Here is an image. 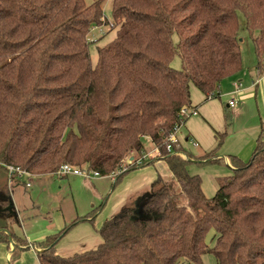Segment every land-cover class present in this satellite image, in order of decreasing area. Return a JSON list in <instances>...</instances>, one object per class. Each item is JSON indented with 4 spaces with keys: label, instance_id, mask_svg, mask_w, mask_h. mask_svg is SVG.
Here are the masks:
<instances>
[{
    "label": "trees",
    "instance_id": "16d2710c",
    "mask_svg": "<svg viewBox=\"0 0 264 264\" xmlns=\"http://www.w3.org/2000/svg\"><path fill=\"white\" fill-rule=\"evenodd\" d=\"M112 5L117 35L98 48L93 65L89 34L110 23L103 0H0V243L11 249L7 229L15 242L10 261L29 243L15 232L7 165L46 175L67 163L109 175L143 157L115 178L116 187L154 163L144 157L150 139L173 178L159 175L106 219L94 249L58 254L69 226L33 242L42 249L40 264H203L207 253L218 264H264L263 132L250 160L230 156L234 173L209 198L201 176L190 172L193 154L181 146L187 157L167 151L170 134L189 118L181 109H196L192 86L214 98L221 82L242 70L240 14L264 73V0ZM176 56L179 69L171 65ZM196 157L223 160L216 150Z\"/></svg>",
    "mask_w": 264,
    "mask_h": 264
},
{
    "label": "rangeland",
    "instance_id": "374dc122",
    "mask_svg": "<svg viewBox=\"0 0 264 264\" xmlns=\"http://www.w3.org/2000/svg\"><path fill=\"white\" fill-rule=\"evenodd\" d=\"M93 1L86 0L88 4ZM112 4L113 0H103L104 15L109 21L114 22ZM240 22L242 24L240 31L243 59L242 72L244 73L245 71L257 69L258 64L253 39L244 27L245 18L243 14H240ZM117 28L107 30L102 35L97 29L90 32V38H97L96 41H91L90 45V57L93 65H96L98 61V48L106 45L116 37ZM174 38L175 42L179 39L178 35H175ZM171 65L176 69L181 68V58L176 56ZM239 77L243 78V76ZM235 82L237 81L229 77L225 78L223 83L221 82V93L226 91V88H229L230 92L228 94L222 93L220 97L219 87V96L210 98L207 101H205L206 95L196 86H192L193 102L196 103L200 100L201 103L199 104L206 105L207 114L209 115V118L204 117L198 108L200 114L189 117L178 135L183 139L187 134H190L199 142L200 146L198 147L193 146L191 142L184 143L185 150L193 154L192 158L194 160L199 159L196 156L211 150H216V156L230 157L231 155H238L244 162L250 160L252 153L243 156L235 152L243 151L245 153L248 150L247 146L251 141V137L254 134L260 135L263 132L264 119L262 113L264 105L260 102V94L257 99L254 97L252 100L239 101L232 90L234 87V92H239L241 87L236 88ZM257 88H259L257 92L263 93L260 87ZM231 100L239 101V104L236 107L228 106ZM236 109L238 110L237 113ZM234 168L224 159L203 163L190 162L189 164L190 172L201 176L202 189L208 198L216 194L224 179L234 173ZM158 170L164 180L170 181L173 178L166 167H159ZM114 180L115 178L110 175L85 178L74 173L66 175L53 173L33 175L30 178L31 186L28 187L25 184L27 178L16 179L12 184L10 193L12 207L20 221L16 224L18 225L16 227L17 232L23 236L29 235V238L33 240L32 242H37L41 240V237L59 233L63 228L69 226L67 233L57 243L58 254L69 257L75 253L96 248V242H99V240L102 242V237L98 232L99 226L104 223V220L111 218L113 206L119 199L117 186L120 183L115 187ZM136 198L137 194H134L133 200ZM92 212H96L94 221L81 220L73 225L77 218L80 219ZM137 213L141 214V211ZM7 249V244L0 243V264H39L34 249L31 253L25 255H23V252L30 250H22L20 255L14 257L11 261L10 258L8 260L6 255ZM202 259L203 264H218L216 257L210 253L205 254Z\"/></svg>",
    "mask_w": 264,
    "mask_h": 264
},
{
    "label": "crops",
    "instance_id": "0c3cea01",
    "mask_svg": "<svg viewBox=\"0 0 264 264\" xmlns=\"http://www.w3.org/2000/svg\"><path fill=\"white\" fill-rule=\"evenodd\" d=\"M255 70H256V74H255ZM255 70L245 71L244 73L241 70L236 75L229 77L230 79H232L234 81H239V82L242 83L241 90L239 92H234V87H233L232 91H233V93H235L237 95L238 100L242 101V102L243 101H247V99H251L252 100L254 97L257 99L259 94H260V102L264 105V88L262 86H260V88L263 91V93L262 92H257L259 88H257V86H255V82H256L257 78L260 76L259 67H257V69H255ZM239 76H243V78L239 77ZM222 83H223V81H222ZM221 87H222V84L220 85V90H219L220 97H221L222 93L223 94H228V92H230L229 88H226V91L221 93ZM191 97H192V95H191ZM207 100H209V99H207L206 96H205V101H207ZM239 101H237V105L239 104ZM199 103H201L200 100H198L195 103V102H193V99H192V105H193L192 107L196 108L197 111H198V108H199L201 110V114L204 117L209 118V115L207 114L208 109H206V105L199 104ZM199 106H201V107H199ZM228 106H229V104H228ZM237 109H236V113L238 111ZM263 109H264V106H263ZM199 114H200V112L198 111V115ZM262 118L264 119V110H263V113H262ZM182 126H181V128L179 130L180 132H178V134H177V137L179 139L181 147L185 148L184 143L185 144H186V142L190 143L189 139L193 138V136L191 137L190 134H187L183 139H181L178 135L181 133ZM258 137H259V134L258 135L254 134V136L251 137V139H250L251 141L248 143V146H247L248 150L245 152L246 154L243 151L235 152V153H238V154L243 155V156L247 155V153H250V154L252 153L253 154V151L255 150L256 145H257ZM263 138H264V130H263ZM198 146H200L199 142H198V145L195 146V147H198ZM159 154H160V152L156 148V146L151 142V140L147 139V141H146V151L144 152V157H145L146 160L153 159L154 163L150 164V165H148L146 167H142V168L133 170V171H131L128 175H126L123 178L121 183L117 186V188H118L117 189V194H118L120 200L118 199L119 201L117 200L115 202L114 206H113L112 213L114 215L120 210V208L127 201L130 202L131 200H133V195L134 194H137V196H138V195L142 194L143 192H145L149 188L148 186H150L152 184V182L155 181L158 178V176L160 175V172L158 170L159 167H166L168 169V171L171 173V171H170V169L168 167V164L166 163L165 160H156L159 157ZM217 158H222V159L226 160V162L229 165L231 164L229 156H224V157L223 156L222 157L217 156ZM240 159H241V157H240ZM195 163H198V162H195ZM100 186H102V185H100ZM113 214L110 217H112ZM17 226L18 225L14 226L16 233L20 237L25 238L27 240V242L29 243L28 247L26 246L24 248V250H30V251H26V252L24 251L23 255L31 253L32 250L34 249V250H36L37 259L39 261V256L38 255L42 251V249L33 245V242H32L33 240L29 238V235L26 236L24 234L25 236H23L22 234L18 233L17 232L18 230L16 228ZM46 237L47 236L41 237V240L45 239ZM41 240H39V241H41ZM96 243H97V246H98L101 242L99 240V242H96ZM1 244L5 245V243H1ZM11 249H12V245H11ZM11 249L10 250L7 249V251H6L7 252L6 255H7L8 260L11 257V254H12V250ZM92 249H94V248H92ZM39 264H40V261H39Z\"/></svg>",
    "mask_w": 264,
    "mask_h": 264
},
{
    "label": "built area",
    "instance_id": "2783aa9c",
    "mask_svg": "<svg viewBox=\"0 0 264 264\" xmlns=\"http://www.w3.org/2000/svg\"><path fill=\"white\" fill-rule=\"evenodd\" d=\"M109 24H103L100 26H95L93 27V31L94 30H99L100 35L105 34L107 30L111 29L114 27V22L109 21ZM90 41H96L97 38L93 39L89 37ZM241 83L239 81L235 82V86L236 88H240L241 87ZM255 86L260 87L262 86L264 88V73L261 74L256 82H255ZM230 106L235 107L237 105V101L236 100H231L229 103ZM198 115V111L197 109H190V107L188 106H184L181 109V116H185V117H190V116H196ZM181 126H176L174 131L170 134L169 136V142L167 145V151L169 153L172 154H181L184 157H187L186 154H184L181 150H180V142L179 139L177 137V134L180 130ZM150 140V139H149ZM190 142L194 145L197 146L198 142L194 139V138H190L189 139ZM158 149V148H157ZM159 150V149H158ZM160 152V151H159ZM160 155V154H159ZM143 158V157H142ZM142 158H138L135 161H128L127 164L122 165L118 170L116 171H112L109 175L112 176L113 178H116L120 173L126 171L129 166L133 165V164H140L142 163ZM8 169V175H9V187L11 190L12 184L16 179H23V178H27L26 181V186L30 187L31 186V182H30V178L33 176V174L31 172H29L26 169H23L22 167L18 166V165H7L6 166ZM58 174L60 175H66L69 173H74L80 176H84L85 178H92V177H98L101 176V174L98 171H94L88 168H81V167H77L71 164H63L60 169L57 171ZM184 264H195V263H189L186 262Z\"/></svg>",
    "mask_w": 264,
    "mask_h": 264
},
{
    "label": "water",
    "instance_id": "95a60500",
    "mask_svg": "<svg viewBox=\"0 0 264 264\" xmlns=\"http://www.w3.org/2000/svg\"><path fill=\"white\" fill-rule=\"evenodd\" d=\"M241 41H242V39H241ZM192 161H194V162H199L198 160L196 161V160H192ZM4 231H6L9 235H10V241H11V245H12V251L14 250V248H15V242H14V240H13V238H12V236H11V234H10V232H8V230L7 229H4Z\"/></svg>",
    "mask_w": 264,
    "mask_h": 264
}]
</instances>
